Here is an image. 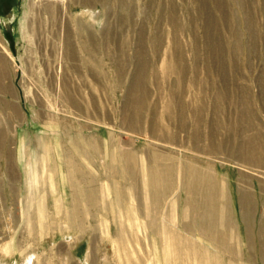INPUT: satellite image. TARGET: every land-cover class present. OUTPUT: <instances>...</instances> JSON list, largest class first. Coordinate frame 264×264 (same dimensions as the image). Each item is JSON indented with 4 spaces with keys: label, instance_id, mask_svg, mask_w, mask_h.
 Masks as SVG:
<instances>
[{
    "label": "rangeland",
    "instance_id": "1",
    "mask_svg": "<svg viewBox=\"0 0 264 264\" xmlns=\"http://www.w3.org/2000/svg\"><path fill=\"white\" fill-rule=\"evenodd\" d=\"M261 147L264 0H0V264H264Z\"/></svg>",
    "mask_w": 264,
    "mask_h": 264
},
{
    "label": "bare ground",
    "instance_id": "2",
    "mask_svg": "<svg viewBox=\"0 0 264 264\" xmlns=\"http://www.w3.org/2000/svg\"><path fill=\"white\" fill-rule=\"evenodd\" d=\"M79 56V55H78ZM83 63V62H82ZM62 77V76H61ZM64 80V79H63ZM82 82V81H81ZM68 86H70V85H68ZM76 86V85H75ZM78 88V87H77ZM70 93V92H69ZM78 94H79V92H78ZM67 95V94H66ZM72 95V94H71ZM69 99V98H68ZM73 99V98H72ZM67 101V100H66ZM72 101V100H71ZM70 101V102H71ZM76 101V100H75ZM74 104H75V102H74ZM166 104V103H165ZM175 104V103H174ZM203 104V103H202ZM142 105V104H141ZM75 106H76V104H75ZM167 107L168 108H170V104H169V102L167 103ZM202 109V108H201ZM261 149L262 150H264V147H261ZM264 155V152H262L260 155ZM260 157V156H259ZM251 159V158H250ZM72 167H75L74 165H71ZM160 173H161V176H159V177H163L164 176V178H165V182L168 184L169 183V181H170V179L168 178V174H169V172H171L168 168H164L163 170H161V171H159ZM190 174H192V172L190 173ZM152 175V174H151ZM193 176H194V174H192ZM154 176H157L156 174H154ZM90 179V178H89ZM160 181H161V179H159ZM195 178H189L188 179V183H190V184H193L194 182H198L199 184H203V183H205V185H207V186H211V184H210V182H209V184L206 182V181H204V180H198L197 179V181L195 180ZM212 183V182H211ZM152 184H155L154 183V179H152L151 180V185ZM190 184H189V186H190ZM166 187H168L167 185H166ZM210 188V187H209ZM209 188H207V189H205V191H208V192H210V190H209ZM167 189V188H166Z\"/></svg>",
    "mask_w": 264,
    "mask_h": 264
}]
</instances>
